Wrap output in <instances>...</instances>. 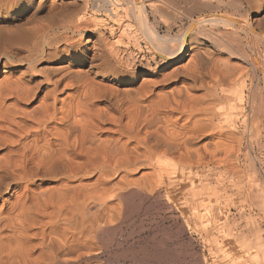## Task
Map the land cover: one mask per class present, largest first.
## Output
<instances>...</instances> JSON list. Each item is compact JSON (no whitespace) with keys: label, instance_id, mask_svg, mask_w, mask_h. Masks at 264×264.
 <instances>
[{"label":"bare ground","instance_id":"bare-ground-1","mask_svg":"<svg viewBox=\"0 0 264 264\" xmlns=\"http://www.w3.org/2000/svg\"><path fill=\"white\" fill-rule=\"evenodd\" d=\"M179 1L184 4H176L177 0H0V264H99L96 258L105 246H98L96 239L110 230L119 202L138 192L137 196L154 193L155 177L180 174L168 168L157 171L161 159H176L184 166L194 158L202 161L203 143L200 147L198 143L214 135L218 138L222 125L215 123L229 116L225 106L221 108L224 100L217 103L219 109L214 105L221 94L231 95L225 89L218 91L232 75L225 61L228 72L210 67L214 56L201 48L203 42H223L224 50L233 55L238 49L229 39L247 38L248 51L241 53V61L264 75V0ZM191 12L213 14L194 20L179 35L163 34L155 22L157 15L166 14L193 20ZM187 57L192 65L185 64ZM207 78L214 84L207 85ZM198 88L206 92L192 95ZM180 121L191 126L172 130ZM208 143L204 149L213 145ZM218 145L215 142L213 147L223 148ZM210 148L207 153L218 154ZM225 155L230 157V151ZM148 168L152 171L145 172ZM113 200L119 206L114 202L111 206ZM109 206L115 207L113 214ZM261 251L263 259L254 254V263L264 264Z\"/></svg>","mask_w":264,"mask_h":264},{"label":"rangeland","instance_id":"rangeland-1","mask_svg":"<svg viewBox=\"0 0 264 264\" xmlns=\"http://www.w3.org/2000/svg\"><path fill=\"white\" fill-rule=\"evenodd\" d=\"M174 2L176 3V0H174ZM177 2L178 3L176 4H179V5L182 3L179 0H177ZM183 4L184 2L181 5ZM184 6L190 8V5L186 6L185 4ZM192 14L194 15L193 20L186 15L185 16L187 18L184 15H181L183 19L185 18V20L181 19L182 22L180 19H178L179 16H177L176 17L177 19H176L175 16L172 14H168V15L166 14L167 16L157 15L158 17L155 22H157L159 26L161 25L160 26L161 32L163 34L170 32L173 35H176V34L179 35V34H184L187 30H189L191 26L193 25L194 20H199L213 13L201 12L200 14V12H198V13H192ZM229 14H236V13L231 11ZM172 16L174 18L171 20ZM102 17H103V20L107 19L106 23L110 22V19L108 17L101 16L100 18ZM127 19L132 20L133 17L128 14ZM254 20L251 18L250 22ZM169 27H170V30L168 31ZM103 31L106 33V37L109 38V33H107L105 29ZM234 39L235 38L231 37L229 39V43L231 44L233 42L231 44L233 45V49L237 48L239 52L238 51L234 52L233 55L231 53L230 54L227 53V51L224 50L223 42H222L223 44L221 42L218 43L219 45L214 42H213V45L207 42H203V44L201 45L202 47L200 46L202 49H205V48L206 50L208 49L207 50L208 53L210 52L211 54H213L211 56L212 57L214 56L213 58L211 57L212 61L214 60V62L210 64V67L214 68L215 66H217L218 69L221 68L220 70H222V72L224 70L225 72L226 71L228 72L231 68L232 72L230 70L229 73H231L235 77L230 74L231 81H229V83H227V85H225L224 87H221L220 90L218 91L219 93H221L223 89H225L226 91L224 90V92L229 91L231 92L229 93L231 95H229V97H225L224 94L223 95L221 94L220 101H217L215 103L216 105H214V108L216 107L215 109H219L218 107L221 105H222L221 108L225 106L224 110L229 115L224 118L225 120L223 119L221 121H216L215 123V125H218V124L222 125L220 129L221 131L220 132L218 131L220 136L217 138V136L215 137L214 135L213 137H210L209 139H204L200 141L197 146L200 147L201 143H203L204 146L209 145L208 140H210V143L213 144L212 139L213 141H215L216 139L217 140L221 139L220 141H222L221 143H223L224 142L223 137H224L226 139L225 142L229 144L230 147L229 145L227 146L226 144L222 145L219 142V140L218 141L216 140L215 142L216 143L218 142V144H220L218 145L219 148L220 146H223V148L222 147L220 148L221 150L222 149L224 150V147L225 148L227 147L229 149H225L224 151L222 150L223 152L220 149H217V148L215 149V147H213V145L215 144L214 142L212 146H208L209 148L207 147L205 149L208 150V149H211L210 147H212V149L214 148L218 154L217 155L215 154V156H213L212 155L213 151L211 152L209 150L210 152L208 151V153H211L210 154L211 156L206 155L208 156L207 158L206 156H204L205 154H208L206 152L207 150L204 149L203 144H202L200 148L198 147L200 151L203 148V150L200 152L202 155L201 157L203 158L201 161L202 163L199 162L200 159L194 158L192 159L191 163L188 166L182 165L176 159H171V158L163 159L162 158L161 159L162 162L161 161L159 162L161 164L157 165L156 167V169H158L159 167L157 171L163 168H168V169L177 170L180 172V174L174 177H159L158 176V177L153 178L155 179V181H153L152 179V182L155 183L154 185L156 186V187L154 186L155 187L154 193H150L149 191H147V193L142 192L141 195L137 196L138 194H140L138 192V194L136 193L135 197H132V198L129 197L128 201L126 200L127 204L126 202L125 203L121 202L123 204L119 202L120 204L119 206L118 202L116 204V201L118 200L111 201L112 202L111 206L112 204L115 203L116 206H119L116 208H118L120 211H117L118 209L116 210L115 207L113 206L116 211L114 213L113 207L109 206L111 208L110 213L112 211V214L114 213V215H116L117 218H113V220L115 219L114 222L113 220L109 221L110 230L103 233L102 237L97 236L96 241H97L98 246L100 245L105 246V250L102 251L100 255L97 256L98 258H96V260L98 259L99 264L100 263L101 264H135L137 260L139 264H197V263L198 264H209V263L210 264H231V263L233 264H250V263L257 264L256 262L254 263V260H253L254 254L255 256L258 255L257 258H260L259 260L263 259L261 255L262 254L261 250L264 251V246H262L264 245V205H263L264 203L262 202L264 200V196H263L264 192H262L261 194V189L262 191L264 190V110L263 112H261L262 110L258 111V109H264V100H263L264 99L263 98L264 97L263 96L264 95V79H263L264 75L262 72H260L261 70H259V72H256L254 68H252L251 66L248 67L249 66L248 64H245L241 61V58H242L241 53H245L248 51V47L246 46L247 38L242 36L240 40L238 38H237L238 40L237 39L234 40ZM225 45L227 46V48L232 49V47H230L229 44L225 43ZM257 45L260 46V43L258 42ZM211 49H212V52H211ZM207 57L210 58L209 55ZM187 58L188 59L184 61L185 64L190 63V60H192L190 57H187ZM224 61L225 63L227 62L230 68L227 64L225 65ZM192 64L193 63L191 62L190 65ZM219 65H221L222 67ZM223 65L227 67L225 68ZM236 70L237 72L235 73ZM253 72H256V73H253ZM252 73L254 76L252 75ZM237 74H239V76ZM237 77L238 79H236ZM149 78L152 79L153 77H149ZM211 80L212 79L210 78L206 79L207 85L208 83H209V86L214 84L212 83ZM251 82L254 85H252ZM255 86L258 88L257 89L254 88ZM253 88H254V91L252 90ZM203 92H206V91L198 88V90L192 92L193 93L192 95L196 94L195 96H198V94L200 95L201 93H202L201 95H203ZM254 92H256L255 94H257L258 92V95H255ZM259 94L261 97H259ZM252 96L255 98V100ZM256 97H258L257 100H256ZM252 100L257 101L258 104L257 102H254ZM222 101L223 103L221 105L217 104L218 102L220 104V102ZM210 103L212 105L213 102L210 101ZM251 105L252 107H250ZM254 105L256 106L259 105L257 107V110L253 109ZM256 106H255V109H256ZM259 107H262V108H259ZM255 111H257V113ZM237 113H240V114H237ZM253 116L254 118L252 120L251 118ZM255 117L257 118V121H254L256 120ZM258 121H261V122L258 123ZM180 122H178L177 127L172 126L173 127V128L171 127L172 130L173 129L177 130L179 129V127H183L185 125L187 127L189 125L191 126L190 123H184L183 121H180ZM252 123L255 124V127H256V129L254 128L255 130H253L254 124L252 126L251 125ZM257 126H258V129H257ZM259 126H260V129H259ZM222 128H224L225 130ZM230 131L233 132L232 134L234 137L232 136ZM238 132L242 134H238ZM250 133L253 134L252 137H249L251 135ZM256 133H257V137H256ZM245 134L248 136V140ZM228 135L229 136L231 135V136L229 137ZM236 135H238L237 139H236ZM254 138H256L257 141ZM229 140H233V141H229ZM250 141L253 147L251 146ZM237 144L240 146H238ZM231 146L233 147V149ZM196 148L197 147H195L194 149L196 150ZM218 150H220L221 152ZM225 151L227 154H229V151H230L231 158L229 157V155H228L229 158L225 155L226 154L224 153ZM203 152L204 153L206 152V153L204 154ZM217 156L219 158H216ZM222 156H223V159H222ZM225 156L228 158L229 161L228 160L225 161L226 160ZM250 156H251V159L248 158ZM215 158L217 159V161ZM230 159H233V160L230 161ZM250 160H253V162ZM223 161L226 164H224ZM187 167L188 169H186ZM194 167H197V168H194ZM147 171L150 172L152 171V169L148 168L145 170V172ZM236 173H238V175ZM172 185H175V186H172ZM218 185L221 186L222 188L218 187ZM256 191L260 192L259 194L260 196L259 195L254 196L256 193H259ZM257 203L260 206L259 209L255 207V206H258ZM136 205H137V208L135 207ZM117 212L120 215L117 214ZM256 223L258 225H256ZM216 229H218V231ZM212 231L214 234L212 233ZM256 239L258 240L256 241ZM251 247L254 250H252ZM143 248L144 250H146L145 251L146 253L144 252V250H142ZM224 248L225 250H223ZM260 248L262 249L260 250ZM134 249L136 250L134 251ZM141 250L143 251V253ZM216 250L218 251V253ZM168 253L169 255H164ZM126 255L128 257L125 258ZM122 256H124V259ZM217 256L219 257L217 258ZM211 257H214V258H211ZM129 258H133L136 261H134L133 259L129 260ZM138 262L136 264H138Z\"/></svg>","mask_w":264,"mask_h":264}]
</instances>
